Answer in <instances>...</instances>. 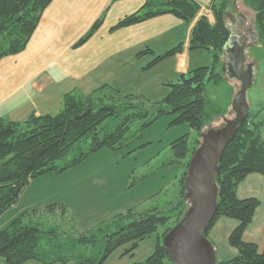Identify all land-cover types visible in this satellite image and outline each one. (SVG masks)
Segmentation results:
<instances>
[{"label":"trees","instance_id":"trees-1","mask_svg":"<svg viewBox=\"0 0 264 264\" xmlns=\"http://www.w3.org/2000/svg\"><path fill=\"white\" fill-rule=\"evenodd\" d=\"M51 1L0 0V58L25 48L43 10ZM233 3L234 0H213L214 22L210 23L204 15L195 21L188 48L205 50L212 61L167 83L169 91L161 101L153 102L132 94L116 98L115 90L105 84L87 94L78 90L66 93L62 109L53 115L30 114L23 122L0 117V218L16 204L32 179L47 172L60 173L101 148H120L127 139L131 123L149 114L154 119L162 114H172L171 125L188 124L197 132L191 147L188 134L170 144L173 156L170 162L190 159L200 145L198 135L202 129L226 112L223 106L206 97L205 88L209 82L217 84L225 80L224 47L231 35L228 18ZM243 3L254 12L256 39L264 45V0H243ZM199 10L200 6L193 0H144L138 11L120 19L112 29L163 14H173L191 23ZM104 15L105 11L74 46L88 40L102 24ZM182 50L183 44L179 43L165 53L155 55L144 69ZM144 52L147 50L138 52L137 56ZM261 110H264V101ZM259 114L260 110L255 113L249 111L218 163L215 174L217 208L204 235L208 238L209 230L220 217L233 218L238 224L228 238L229 244L237 249L236 256L217 264H264V246L259 251L256 244L243 239V232L260 202L255 197L241 199L236 194L238 184L247 174L257 172L264 176V114L261 117ZM112 118L117 122L110 126L108 120ZM84 142L85 149L80 147ZM74 152L75 156L65 163ZM60 162L64 163L60 165ZM187 167L188 160L178 178V199L169 209V214L157 208L129 210L124 215H117L109 224H102L87 233L74 231L67 234L60 231L58 225L45 229L27 222V217L38 212L36 209L22 212L0 228L2 263L23 264L34 260L41 264H103L116 248L131 243L127 251H133L138 241L156 234L154 251L143 262L134 264H175L167 255L162 238L183 217L187 208L183 200ZM57 206L63 213L67 212L65 205L60 203L47 205L46 209L53 212ZM160 227L162 229L158 232Z\"/></svg>","mask_w":264,"mask_h":264},{"label":"crops","instance_id":"crops-1","mask_svg":"<svg viewBox=\"0 0 264 264\" xmlns=\"http://www.w3.org/2000/svg\"><path fill=\"white\" fill-rule=\"evenodd\" d=\"M193 1L200 10L191 23L173 14H163L112 29L120 19L138 11L144 0H52L43 10L25 48L0 58V117L23 122L30 114L53 115L62 109L66 93L78 90L87 94L105 84L115 90L116 96L132 94L161 101L169 89L167 83L209 61L202 55L205 50L188 47L191 28L200 16L214 22L213 0ZM103 11L105 15L98 29L82 45L74 46ZM179 43L183 44L180 53L144 69L155 55ZM228 43L229 40L224 47L227 57ZM236 194L241 199L255 197L260 202L243 232V239L262 251L264 176L257 172L247 174L238 184ZM18 201L1 216L0 220L9 210L17 209L0 228L37 205L18 208ZM237 224L233 218L220 217L209 230L216 263L236 256L237 249L229 244L228 238ZM0 264H3L1 259ZM23 264L40 263L29 260Z\"/></svg>","mask_w":264,"mask_h":264},{"label":"rangeland","instance_id":"rangeland-1","mask_svg":"<svg viewBox=\"0 0 264 264\" xmlns=\"http://www.w3.org/2000/svg\"><path fill=\"white\" fill-rule=\"evenodd\" d=\"M230 9L232 11L228 18L230 50L227 52L230 56L231 52H235L241 45V41L245 42L246 62L243 69L246 70L248 66L252 69V85L245 93V101L248 113L260 110L261 117L264 114V110H261L264 101V45L256 39L252 9L245 5L243 0H234ZM202 53L204 59L209 58L207 64L211 63V55L205 51ZM223 60L225 80L217 84L209 82L205 94L210 101L223 106L226 112L215 117L202 129L198 135L200 144L203 134L209 130L222 128L227 120H232L236 116L231 102L240 89L241 82L231 75L225 51ZM173 117L167 113L155 119L152 114L137 119L131 123L127 139L120 148H101L60 173L47 172L32 179L22 192L17 207L26 208L32 203H37L33 209H37L38 212L27 217V222L38 224L45 229L58 225L59 230L67 234L74 231L87 233L102 224H109L117 215H124L129 210L157 208L158 211L169 214V209L179 196L178 178L183 171V164L187 160L189 163L190 160L186 158L180 163L170 162L173 159L170 144L176 138L188 134L191 147L197 137V132L188 124L171 125ZM116 122L114 118L108 120L110 126ZM262 136L264 137V127ZM80 147L87 148L86 142ZM75 152L65 163L75 156ZM183 200L187 210L191 201L185 195ZM54 203L64 204L67 212L63 213L60 206L55 207L53 212L46 209L47 205ZM16 210H9L0 220V224ZM161 229L162 227L158 232ZM155 235L138 241L133 251H127L131 243L116 248L103 264L143 262L154 251L157 237Z\"/></svg>","mask_w":264,"mask_h":264},{"label":"water","instance_id":"water-1","mask_svg":"<svg viewBox=\"0 0 264 264\" xmlns=\"http://www.w3.org/2000/svg\"><path fill=\"white\" fill-rule=\"evenodd\" d=\"M245 45L241 41L237 50L228 56L231 75L241 82L231 102L236 116L227 120L222 128L203 134L201 144L189 160L184 181L185 197L191 201V205L162 239L167 255L175 264H217L212 244L204 231L217 208L215 174L218 163L237 127L248 114L245 93L252 85V69L250 66L243 69L246 62Z\"/></svg>","mask_w":264,"mask_h":264}]
</instances>
